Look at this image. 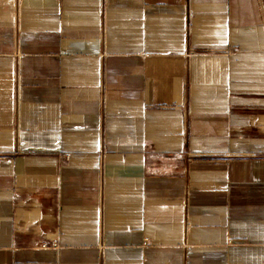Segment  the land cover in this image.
I'll return each mask as SVG.
<instances>
[{"label": "crops", "instance_id": "1", "mask_svg": "<svg viewBox=\"0 0 264 264\" xmlns=\"http://www.w3.org/2000/svg\"><path fill=\"white\" fill-rule=\"evenodd\" d=\"M0 264H264V0H0Z\"/></svg>", "mask_w": 264, "mask_h": 264}]
</instances>
